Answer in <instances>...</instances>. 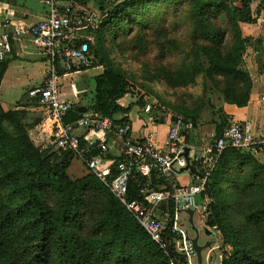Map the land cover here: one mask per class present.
Here are the masks:
<instances>
[{"label": "rangeland", "instance_id": "rangeland-1", "mask_svg": "<svg viewBox=\"0 0 264 264\" xmlns=\"http://www.w3.org/2000/svg\"><path fill=\"white\" fill-rule=\"evenodd\" d=\"M256 1L264 3V0ZM7 2L16 4L13 0H0V8L5 7ZM85 2L87 3H79L100 14V20L104 18L92 1ZM120 3L121 1L108 5L107 8L112 9ZM237 4L238 2L234 1V5ZM133 9V11L130 10L131 13L141 16V19L146 20L150 27L128 29L126 26L121 29L120 22L112 20L107 21L97 32L91 29L80 33L83 38L96 43L109 63L129 79V93L119 101L121 105L132 103L140 108L136 101L141 98L144 101L141 107L142 113L146 115H151L152 110H155L156 115L164 110L168 113L187 112L200 125L216 121L227 126L230 119L223 110L226 103L220 88L223 85L222 78L215 74H208L212 61L218 59V52L216 47L209 46L195 37L193 19L190 15L191 0L147 1L136 4ZM212 11L217 13L218 21L224 25L227 23L220 11L214 8ZM10 17H12L10 11L7 14L3 11L0 25H6L7 20H10L9 26L12 22L18 24L20 31L17 32H20L22 38L25 36L23 42L32 53H22L23 43L21 46L18 38L13 37L10 28L5 30L9 39V52L6 54V60L9 63L0 85V101L4 108L24 111L27 116L26 122L34 123L28 130L29 136L44 148L53 137L52 124L43 110L21 105L20 100L25 99L24 94L30 85L42 82V77H45L50 70L51 58L46 53L38 55L39 44L28 37L26 23L23 20L28 18L14 20ZM209 26L215 27L213 19ZM225 26L231 35L232 27L228 24ZM230 35H227L224 51L230 50L233 53L236 46L237 50H240L243 67L239 68L248 74L251 81L248 101L254 87H259L263 93L257 97L255 108L257 111L264 112L262 82L264 81V34L257 36L263 38L261 53L254 51L257 47L255 41L252 40L248 44L240 40L235 45L234 36ZM242 35L248 37L243 32ZM232 44L235 47H231ZM259 55L260 63L257 59ZM207 57H210L212 61L208 62ZM56 64V69L70 72L65 62L60 61ZM87 70L90 72L57 75L56 79L62 94H68L67 92L76 88L88 87L89 92L83 99L77 101L78 104L85 106L89 102L90 91L94 85L92 75L98 72L94 67ZM83 114H89V112L86 111ZM111 142L117 141L108 136L104 144L106 150L98 148L100 154L102 153L109 161L113 158V155L109 153L114 149ZM95 147L97 148V145ZM239 153L249 158L224 167L223 175L226 179L217 192L218 204L223 207L220 223L206 226L212 234L205 236L204 227L195 221L199 233L198 243L202 245L210 241V247L202 250L201 254L203 257L209 254L213 264H221L222 256L232 252L226 237L230 238L233 232H237L247 257L251 258L252 262L264 261V146L241 150ZM67 171L70 178L74 180L89 173L77 158L71 161ZM40 192L49 207L57 210L58 195L53 188L42 187ZM81 198L82 202L75 207L70 217L64 220L66 228L74 234H84L92 226L93 218L97 215L96 210L103 200V192H82ZM180 216L185 218L183 214ZM0 231L7 236L15 254L22 261L30 263L35 257V247L41 231L35 206L23 195L3 187H0ZM191 234H194V230ZM137 253L138 250L134 252V258L126 256L125 259L120 260L119 264H144L142 257H136ZM97 256L104 264L119 260L115 251H100ZM47 264L66 263L63 257L58 255L57 249L52 247Z\"/></svg>", "mask_w": 264, "mask_h": 264}, {"label": "trees", "instance_id": "trees-1", "mask_svg": "<svg viewBox=\"0 0 264 264\" xmlns=\"http://www.w3.org/2000/svg\"><path fill=\"white\" fill-rule=\"evenodd\" d=\"M85 1L87 0L79 2L86 4ZM88 1H92L96 9L104 16L99 24L92 29L97 32L104 27L107 21L112 20H118L121 29L126 26L128 29L150 27L146 20H142L141 16L131 13L130 10L133 11L136 4L158 0ZM119 1H121L119 5L112 9L107 8L108 5ZM234 1H237L238 4L234 5ZM213 8L224 16L227 22L225 25L228 24L232 27L231 35L234 36L235 45L240 40L248 44L253 40L257 43L254 51L261 53L263 38L244 37L240 24L250 25L259 20L264 21V3L256 0H191L190 15L193 19L195 37L209 46L216 47L218 52V59L214 62L210 57H207L208 62L212 61L208 74L221 76L223 85L220 88L226 104L243 107L248 103L250 77L239 68L243 67V62L237 46L233 53L230 50L224 51L226 38L230 32L221 21L216 19L217 13L212 11ZM212 19L215 27L209 26ZM80 42L87 44L92 63L89 67L82 66L76 69L86 70L102 67V72L93 77L94 85L90 91L91 97L85 107L87 113L111 117L118 122H129V113L134 104L121 105L119 102L129 93V79L109 63L108 59L99 51L96 43L82 37L78 42H75V45L77 46ZM235 45L232 44L231 47H235ZM257 59L260 63V55ZM7 63L6 59L0 62V83ZM64 73L57 69L58 75ZM136 103L140 108L144 105L141 98ZM154 112L155 110H152L151 116L160 122H163L168 116L166 110L157 115ZM180 113H183L195 127L200 125L191 114ZM82 115L83 113L78 111L77 105L74 104L64 121L71 122ZM26 119L24 111L16 108H4L0 101V187L12 189L34 204L41 231L35 247V257L30 263L22 261L15 254L7 236L0 231V264H47L52 247L57 249L58 255L63 257L66 264H104L97 256L100 251H115L119 260L110 264H119L120 260L125 259L126 256L134 258V252L137 250L136 257H142L145 261L144 264H184L181 256L172 247L169 248L168 256H165L126 208L93 174L88 173L79 179H71L67 170L71 161L76 157L68 148L53 146L42 148L29 136L28 130L34 123L28 124ZM212 122L215 123L214 134L220 135L226 125L216 121ZM51 124L54 133L56 125ZM239 151L241 150L225 149L216 161L207 180L204 193L211 199V203L208 208L209 215L205 223L206 226L217 225L221 220L223 207L218 204L217 192L226 179L223 175L224 167L235 165L239 161L249 158L240 154ZM98 152L96 147L90 151L92 154ZM46 186L53 188L58 195L57 210L51 209L41 195L40 189ZM92 191L103 192L102 203L96 210L97 215L93 218V224L88 231L84 234H74L66 228L64 220L68 219L75 207L82 202V192ZM129 191L131 199H140L133 183L129 185ZM237 235V232H233L230 238L226 237V242L231 246L232 252L222 256L221 264H264V261L256 263L247 257L243 242Z\"/></svg>", "mask_w": 264, "mask_h": 264}, {"label": "built area", "instance_id": "built-area-1", "mask_svg": "<svg viewBox=\"0 0 264 264\" xmlns=\"http://www.w3.org/2000/svg\"><path fill=\"white\" fill-rule=\"evenodd\" d=\"M27 1L45 8L44 17L30 25L27 33L51 58V67L40 84L26 91L20 103L43 110L56 125L44 148H68L126 208L165 256L172 247L184 264H198L190 241L194 229L188 211H193L194 227L196 221L205 229L211 199L204 190L219 156L227 148L263 147L264 131L256 136L246 124L230 120L216 136L204 125L195 127L183 113H168L160 122L142 113L141 108L137 109L139 125L135 133L131 120L118 122L107 116L83 114L65 122L74 103L58 89L56 62H65L69 69L72 65L76 68L91 65L87 44L80 42L76 46L75 42L82 38L81 32L99 24L100 14L81 6L80 0ZM8 52V36L0 34V62ZM108 136L119 143L111 142L117 151L110 161L100 152L90 153L96 145L97 149L105 148ZM186 148L187 159L183 156ZM187 164L194 166L195 171L181 170ZM131 183L140 199L129 197ZM201 257L202 264H213L209 254Z\"/></svg>", "mask_w": 264, "mask_h": 264}, {"label": "crops", "instance_id": "crops-1", "mask_svg": "<svg viewBox=\"0 0 264 264\" xmlns=\"http://www.w3.org/2000/svg\"><path fill=\"white\" fill-rule=\"evenodd\" d=\"M15 1V5L13 4V2H7V4L5 5V7L0 8V11H6V14L10 11V14L12 15L11 18H13L14 20L17 19H22L24 17H27L28 19H23L24 22L26 23V27L28 29V27L32 24H34L35 22L41 20L44 15H45V8L36 2L33 1H27V0H13ZM39 4V5H38ZM3 11L0 12V20L2 17V13ZM10 25V20L6 21V25H0V34H6L5 30H10L12 31V35L13 37L18 38V41L21 43H23V47H21V52L24 54H30L32 53V51H30L27 46H25L23 40L25 38H22L20 32L18 33L17 31H20V26L16 23L12 25ZM241 25V30L243 32V34L245 36L248 37H257L259 35H263L264 34V21L259 20L258 22H256L255 24H250V25H246V24H240ZM5 26V28L3 27ZM7 35V34H6ZM28 37H30L28 35ZM31 38V37H30ZM41 51V52H40ZM39 54H45V51L42 50L41 46L39 45ZM9 63V61H8ZM7 63V66H8ZM7 69V67H6ZM71 71L69 72H65L63 74V76L68 75L69 73H73V74H82V73H89L90 70H77L76 67L74 65H72L71 67ZM95 70H97L98 72L96 74H93L92 76L95 77L98 74H100L102 72V67H94ZM6 71V70H5ZM5 74H3L4 78ZM44 79V77H42V80ZM264 84V81H262ZM2 83V80H1ZM0 83V85H2ZM38 84L34 83L33 85H30V88L33 86H36ZM89 92L88 87H84L82 89L80 88H76L73 89L69 92H67L68 94L66 95V98H68L70 101H72L75 105H77V108L79 107H86L85 105H80L78 104V100L79 99H83L85 97V95ZM261 93H263L262 91H260V88L255 86L254 89L252 90L251 96H250V100L248 101V103L246 104V106L243 107H237L236 105L233 104H226L223 108L224 113L228 116V118L230 120H238L240 122H242V124H246L248 126V129L250 130V132L256 136H258L260 133H262L264 131V112H260V110L257 111V109L255 108V103L257 101V97L259 95H261ZM137 109L138 107L133 106L130 113H129V118L132 121V125L134 128V133L136 132V128L139 125V121L137 118ZM204 125L205 128L207 130H209L210 132L214 133L215 131V123L211 122V123H205V124H201ZM255 127H262V130H259L258 128ZM117 144L119 145L118 141ZM117 151V148L115 147L114 149H112L111 153L112 155H114ZM184 178V176H182V179Z\"/></svg>", "mask_w": 264, "mask_h": 264}, {"label": "water", "instance_id": "water-1", "mask_svg": "<svg viewBox=\"0 0 264 264\" xmlns=\"http://www.w3.org/2000/svg\"><path fill=\"white\" fill-rule=\"evenodd\" d=\"M77 109L81 113H85L87 111L85 107H79ZM187 152H188V149L186 148L185 151H184V153H183V156L186 159H187ZM186 169H189L190 171H193V172L195 171L194 166H192L190 164H187V166L184 169H181V170H186ZM192 213H193L192 210H189L188 211V214H189V223H190L191 227H193V229H194V237H192L190 239V241H191L192 247H193V249H194V251L196 253V258H197L198 264H202L201 252H202V250L207 249V248L210 247V241H206L202 245L198 243V238H199V236H198V230L194 227V224L192 222V218H191ZM211 234H212V232L208 231L207 228L204 229V235L205 236H210Z\"/></svg>", "mask_w": 264, "mask_h": 264}]
</instances>
